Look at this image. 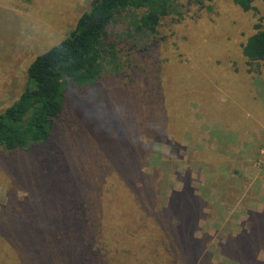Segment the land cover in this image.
<instances>
[{
	"label": "rangeland",
	"instance_id": "obj_1",
	"mask_svg": "<svg viewBox=\"0 0 264 264\" xmlns=\"http://www.w3.org/2000/svg\"><path fill=\"white\" fill-rule=\"evenodd\" d=\"M91 2L0 0V112L23 92L34 59L69 36ZM253 5L258 12L232 0H175L156 48L141 54L126 42L128 68L95 86L70 85L47 143L0 149V234L2 220L27 203L31 217L77 201L75 213L97 223L79 264H234L228 252L238 245L228 236L245 239L244 222L264 212V63L249 64L242 52L264 21V0ZM173 190L201 200L195 248L161 210ZM133 208L140 217L126 215L128 224L120 215ZM0 249L10 260L14 250ZM251 250L257 259L243 264H264V241Z\"/></svg>",
	"mask_w": 264,
	"mask_h": 264
},
{
	"label": "trees",
	"instance_id": "obj_2",
	"mask_svg": "<svg viewBox=\"0 0 264 264\" xmlns=\"http://www.w3.org/2000/svg\"><path fill=\"white\" fill-rule=\"evenodd\" d=\"M190 1L202 4L214 0ZM232 1L244 11L258 12L253 0ZM174 2L92 0L90 8L81 14L70 35L34 59L28 68L23 92L0 112V149L10 153L20 148L30 150L47 143L64 113L69 86H95L107 71L120 73L127 67L120 57L126 42H130V50H137L141 54L156 48L164 38L159 30L161 20L170 13ZM118 25H123V28L115 32ZM254 28L255 31L242 44V52L249 64L264 63V21L260 18ZM171 192L165 196L162 204L164 209L161 210L168 211L167 224L170 228H178L180 232L177 235L182 238L183 245L195 248L198 245L194 246L191 242V231L196 226L197 213L201 211V200L188 191ZM44 196L42 202H47L48 198ZM27 204L26 207L15 209L14 214L2 220V226L7 231L0 234V244L4 249L5 245L11 244L13 249L6 250L14 252L10 253V260L0 259V264H68L75 253L74 264L85 261L79 246L85 252L82 247L88 248L96 242L94 230L97 223L92 218H84L75 213L82 207L80 202H72L73 209L53 206L46 215L38 211L31 217L27 216L31 207L28 204L27 209ZM134 209L123 210L120 215L128 224L130 218L126 215L133 213V217H140L141 211ZM252 214L255 216H249L244 222L248 228L245 239L240 241L235 234L228 236L229 240L238 245H232V251L228 252L234 264L257 259L251 247L264 241V212ZM140 219L149 221L144 214ZM158 223L167 227L161 218ZM66 229L69 233H63ZM159 237L164 244L161 246L167 245L161 239L162 235ZM237 253L242 254L243 260L236 257ZM97 260L101 261L100 258Z\"/></svg>",
	"mask_w": 264,
	"mask_h": 264
}]
</instances>
